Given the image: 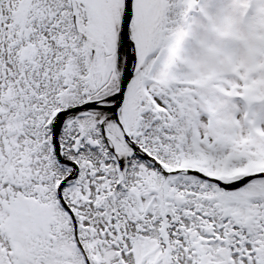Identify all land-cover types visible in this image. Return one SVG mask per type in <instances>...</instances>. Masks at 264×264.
<instances>
[{"label": "snow or ice", "instance_id": "obj_1", "mask_svg": "<svg viewBox=\"0 0 264 264\" xmlns=\"http://www.w3.org/2000/svg\"><path fill=\"white\" fill-rule=\"evenodd\" d=\"M0 264H264V0H0Z\"/></svg>", "mask_w": 264, "mask_h": 264}]
</instances>
